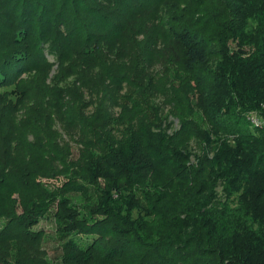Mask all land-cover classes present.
Here are the masks:
<instances>
[{
	"label": "trees",
	"instance_id": "16d2710c",
	"mask_svg": "<svg viewBox=\"0 0 264 264\" xmlns=\"http://www.w3.org/2000/svg\"><path fill=\"white\" fill-rule=\"evenodd\" d=\"M155 2L0 0V83L30 72L35 63L45 67L42 44L60 59L83 56L86 63V56L101 52L104 42H111L112 32L128 30L132 18L123 20V8L146 4L147 12L163 0ZM254 20L250 31L241 33L238 22L229 21L214 35L200 32L181 17L174 16L172 24H166L171 53L195 82L200 120L225 137L211 159L200 157L199 165L188 163L185 137L203 142V155H207L220 136L213 138L214 133L182 110L173 113L178 124L170 134L160 129L163 132L156 135L151 125H143L144 136L129 129L128 139L120 141L103 137L109 122L101 117L65 120L71 126L79 122L82 136L93 135L81 141L95 151H83L76 160L58 144L52 152L65 161L61 165L78 166L67 171L101 176L105 185L99 191L101 205L88 206L86 213L77 215L75 205L67 208L64 217L73 226L67 228L71 236L62 264H264V126L251 125L245 116L247 111L264 116V0ZM123 37L126 33L114 38ZM230 40L235 41V49L228 47ZM212 54L220 63L212 77H202L196 70ZM82 71L76 73L87 85L91 78ZM61 90L62 97L63 92L79 93ZM44 152L29 154L30 162L55 161L48 148ZM36 173L30 167L19 173L23 186L36 190ZM10 174L7 165L1 168L0 183ZM46 191L41 187L39 195L46 196ZM35 204L25 205L22 213L13 206L0 210V243L15 242L21 253L37 242L39 233L30 229L38 222ZM20 259L22 264H33L26 257Z\"/></svg>",
	"mask_w": 264,
	"mask_h": 264
},
{
	"label": "rangeland",
	"instance_id": "374dc122",
	"mask_svg": "<svg viewBox=\"0 0 264 264\" xmlns=\"http://www.w3.org/2000/svg\"><path fill=\"white\" fill-rule=\"evenodd\" d=\"M261 1L163 0L157 5L156 0L153 3L156 6L147 12L144 10L146 4L128 5L121 12L123 20L132 18L129 28L125 27L128 30L112 32L111 42L105 41L101 52L86 56L88 65H83L86 64L83 56L60 59L51 52L49 45L42 44L45 67L35 63L30 72L16 76L13 82L0 83V170L7 165L11 171L0 183V210L13 206L17 213H22L25 205L36 202L34 210L38 213L35 214L38 222L30 229L39 233L36 243L25 246L26 252L18 253L15 242L0 243V264H22L20 257L28 258L33 264H62L63 256L68 253L65 243L71 236L67 228L73 226L64 217L67 208L75 205L73 212L77 215L86 213L88 206L101 205L98 197L105 185L104 178L67 171L78 166L61 165L65 161H59L52 152V147L58 144L76 160L83 151H95L82 142L93 135L82 136L79 122L71 126L65 121L67 118L84 115L94 120L101 117V120L109 122V128L105 129L108 132L103 137H115L120 141L128 139L129 129L136 131L140 138L144 136L143 125H151L150 130L156 135L163 132L160 129L170 134L178 124L172 115L182 110L204 130L214 133L213 138L216 134L220 136L216 143H212L213 149L212 145V150L207 149V155H203V142L195 136L185 137L183 147L190 156L188 163L199 165L202 157L207 160L215 155L225 137L200 120L195 82L181 61L175 60L171 53L166 24H172L174 16L181 17L200 32L214 35L225 22L231 21L238 22L243 33L253 29L254 16ZM120 33H126V37L115 39ZM100 39L105 40L102 36ZM228 47L235 49V41H228ZM97 55H100L99 60L94 58ZM212 55L204 66L196 70L202 77H212L220 63V59ZM82 68L88 79L91 78L87 85H83L76 73ZM60 88L68 92L77 89L79 93L71 96L63 92L65 96L62 97ZM72 109L73 114L68 112ZM249 113L252 112H245V116ZM231 142L233 145V140ZM47 148L50 150L47 154H53L54 162L51 161L50 165H38L36 160L30 162L32 155H46L44 151ZM205 164L210 165L209 162ZM26 167L37 171L34 178L36 190L26 188L20 181L18 175ZM41 187L47 190L46 196L39 195ZM69 187L78 188L76 191L81 192L72 193Z\"/></svg>",
	"mask_w": 264,
	"mask_h": 264
},
{
	"label": "built area",
	"instance_id": "2783aa9c",
	"mask_svg": "<svg viewBox=\"0 0 264 264\" xmlns=\"http://www.w3.org/2000/svg\"><path fill=\"white\" fill-rule=\"evenodd\" d=\"M251 112L252 113H249L246 116V119L249 121V123L255 127L264 126V116L255 111H251Z\"/></svg>",
	"mask_w": 264,
	"mask_h": 264
}]
</instances>
